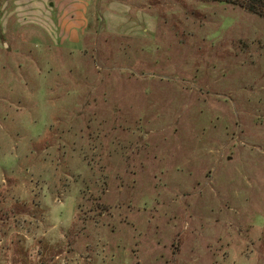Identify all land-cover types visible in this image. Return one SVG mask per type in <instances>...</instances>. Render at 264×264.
I'll return each mask as SVG.
<instances>
[{"label":"rangeland","instance_id":"obj_1","mask_svg":"<svg viewBox=\"0 0 264 264\" xmlns=\"http://www.w3.org/2000/svg\"><path fill=\"white\" fill-rule=\"evenodd\" d=\"M49 2L0 0V264H264V17Z\"/></svg>","mask_w":264,"mask_h":264},{"label":"trees","instance_id":"obj_2","mask_svg":"<svg viewBox=\"0 0 264 264\" xmlns=\"http://www.w3.org/2000/svg\"><path fill=\"white\" fill-rule=\"evenodd\" d=\"M221 3L238 5L245 8L249 12L264 17V0H212Z\"/></svg>","mask_w":264,"mask_h":264},{"label":"crops","instance_id":"obj_3","mask_svg":"<svg viewBox=\"0 0 264 264\" xmlns=\"http://www.w3.org/2000/svg\"><path fill=\"white\" fill-rule=\"evenodd\" d=\"M49 3L52 6V8L55 9V10H56L57 7L62 9V11L65 13L64 16L70 14L73 18H75V16H73L72 13H71L72 9L71 10L67 9V7L64 6L65 4H64L63 0H50ZM81 16H84V14L81 15ZM64 19H68V18H64ZM64 19H62V20H64Z\"/></svg>","mask_w":264,"mask_h":264}]
</instances>
